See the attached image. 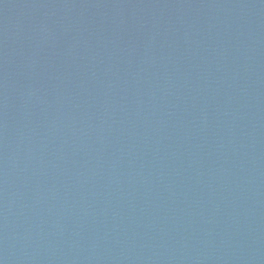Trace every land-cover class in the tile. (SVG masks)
I'll use <instances>...</instances> for the list:
<instances>
[{
    "label": "water",
    "instance_id": "water-1",
    "mask_svg": "<svg viewBox=\"0 0 264 264\" xmlns=\"http://www.w3.org/2000/svg\"><path fill=\"white\" fill-rule=\"evenodd\" d=\"M0 264H264V0H0Z\"/></svg>",
    "mask_w": 264,
    "mask_h": 264
}]
</instances>
